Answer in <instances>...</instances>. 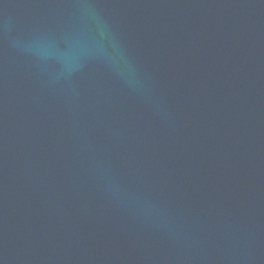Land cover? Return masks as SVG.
Masks as SVG:
<instances>
[{
	"label": "water",
	"instance_id": "obj_1",
	"mask_svg": "<svg viewBox=\"0 0 264 264\" xmlns=\"http://www.w3.org/2000/svg\"><path fill=\"white\" fill-rule=\"evenodd\" d=\"M0 264H264V0H0Z\"/></svg>",
	"mask_w": 264,
	"mask_h": 264
}]
</instances>
